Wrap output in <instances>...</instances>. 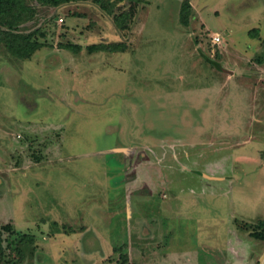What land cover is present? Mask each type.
Returning a JSON list of instances; mask_svg holds the SVG:
<instances>
[{"label": "rangeland", "instance_id": "rangeland-1", "mask_svg": "<svg viewBox=\"0 0 264 264\" xmlns=\"http://www.w3.org/2000/svg\"><path fill=\"white\" fill-rule=\"evenodd\" d=\"M185 1L144 0L131 22L129 0H28L18 31L43 48L23 60L0 43V264H141L138 214L159 256L234 229L260 264L264 0H189V26Z\"/></svg>", "mask_w": 264, "mask_h": 264}, {"label": "trees", "instance_id": "trees-1", "mask_svg": "<svg viewBox=\"0 0 264 264\" xmlns=\"http://www.w3.org/2000/svg\"><path fill=\"white\" fill-rule=\"evenodd\" d=\"M39 4L44 6L60 7L64 4H70L77 1L88 0H35ZM103 1V0H101ZM144 0H129L130 6L128 19L132 22L138 15V9L140 4ZM33 13L34 10L31 5L28 4V0H0V43L5 45V48L15 57L23 60L30 59L38 50L43 48V45L37 41H33L32 35H25L18 31V27L24 21L27 13ZM192 12V6L189 0H186L182 6L181 11V23L184 26H189L190 17ZM127 23V22H126ZM130 25V24H128ZM129 26H122V30H127ZM258 32V30L256 31ZM252 34V33H251ZM252 37H256V34H252ZM62 48L74 50L76 53L82 51V47L78 45H63ZM128 50L126 44H99L91 45L87 47V51L90 54L98 52H110V53H124ZM204 59L212 64L214 68L222 71V67L219 63L207 59ZM259 233L255 237L264 241V222L258 223ZM24 239V238H20ZM1 247V237H0Z\"/></svg>", "mask_w": 264, "mask_h": 264}, {"label": "crops", "instance_id": "crops-1", "mask_svg": "<svg viewBox=\"0 0 264 264\" xmlns=\"http://www.w3.org/2000/svg\"><path fill=\"white\" fill-rule=\"evenodd\" d=\"M229 177L231 178L230 175ZM225 179L226 178H224V180ZM139 192L135 195V199L137 200L136 208L134 207V203L129 202L130 205L128 207V210H129L128 216L130 217V219H134L133 217L135 214V209L137 212L138 208H140L139 207L140 202L143 200L145 201V198H146L144 197L145 195L142 196L143 194ZM137 217H139L137 218L138 219L137 222L139 226H141L140 227L141 228L140 232L142 235L141 237L147 244V246L144 245V247H142V248L147 249V253L146 255L144 254L142 255V259L140 260L141 264H175V263L176 264H213V262H215V264H217V262L218 264H246L247 263L246 261L248 260L247 259L248 257L243 253V250L241 248L239 249L240 245H242V242H238V240H235L234 242H236V244L234 242L232 244L229 240V236H231V234L232 235L236 234L234 229H230L225 239L222 237V240H221V238L219 237V241H218L219 249L217 250L214 249L213 247H208L207 245H204V247H202L203 243H200L199 240L195 238L196 236L193 237L191 233H184L183 235H180L178 239L180 243L176 245V247H179V249H174L175 251L173 250L174 251L173 253H169V254L167 253L166 256L165 255L159 256L158 253L161 252L160 251L161 247L157 245V247H155L154 249L152 246H150V241H151L150 238H153V235L151 234V231H152L151 225H153V221L155 220L146 221L145 218L139 214ZM172 234L167 236L168 239H171L172 241L176 240L175 236L172 237L173 236ZM171 250L172 249H169L168 251H171ZM201 253L202 255H200ZM226 253H228V255ZM214 255H217V256H214ZM160 257H162V259ZM173 258L174 260H171ZM212 258H213V262H212Z\"/></svg>", "mask_w": 264, "mask_h": 264}, {"label": "built area", "instance_id": "built-area-1", "mask_svg": "<svg viewBox=\"0 0 264 264\" xmlns=\"http://www.w3.org/2000/svg\"><path fill=\"white\" fill-rule=\"evenodd\" d=\"M220 41H221V38L219 36L214 38L215 44H218Z\"/></svg>", "mask_w": 264, "mask_h": 264}, {"label": "water", "instance_id": "water-1", "mask_svg": "<svg viewBox=\"0 0 264 264\" xmlns=\"http://www.w3.org/2000/svg\"><path fill=\"white\" fill-rule=\"evenodd\" d=\"M263 263H264V254H263V256H262V258L260 260V264H263Z\"/></svg>", "mask_w": 264, "mask_h": 264}]
</instances>
